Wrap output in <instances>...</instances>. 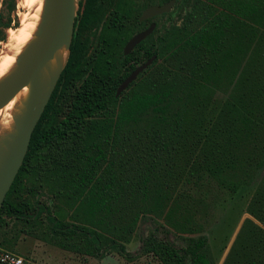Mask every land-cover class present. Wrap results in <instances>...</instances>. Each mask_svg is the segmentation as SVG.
I'll return each instance as SVG.
<instances>
[{
  "label": "trees",
  "instance_id": "16d2710c",
  "mask_svg": "<svg viewBox=\"0 0 264 264\" xmlns=\"http://www.w3.org/2000/svg\"><path fill=\"white\" fill-rule=\"evenodd\" d=\"M14 1L0 0V43L17 26ZM96 2L84 1L79 30L100 16ZM180 2L188 8L181 22L144 52L155 56L151 73L143 70L118 96L124 75L111 73L107 57L72 87L83 79L84 43L71 44L0 207V225L10 219L21 233L78 255L115 252L129 260L124 244L150 213L189 237L176 247L166 230L159 238L151 232L139 255L158 264H213L205 237L191 236L199 230L192 205L167 188L174 181L168 172L203 173L235 193L264 167V0ZM116 4L129 11L125 0ZM133 55L142 61L139 51L122 60ZM215 92L227 97L205 125ZM38 188L54 200L52 209L35 199ZM245 213L264 227V171ZM223 264H264V230L245 220Z\"/></svg>",
  "mask_w": 264,
  "mask_h": 264
},
{
  "label": "rangeland",
  "instance_id": "374dc122",
  "mask_svg": "<svg viewBox=\"0 0 264 264\" xmlns=\"http://www.w3.org/2000/svg\"><path fill=\"white\" fill-rule=\"evenodd\" d=\"M84 0H78L74 14L73 30L70 36V46L74 40V27L80 17ZM139 5V3H138ZM17 8H22L21 0L14 1V12L11 18L16 17ZM188 11V8L176 0L171 10L162 16L155 17L154 39L160 36L168 27L179 24ZM5 36V32H4ZM2 43H0L1 49ZM66 59V62H67ZM158 64L161 61L157 60ZM66 64V63H65ZM151 73V66L148 67ZM226 93L215 92L204 113L205 125L212 121L222 102L226 99ZM66 100H64L65 102ZM63 102V103H64ZM177 167V166H175ZM264 167L258 169L253 174L251 181L241 186L235 193H230L219 186L206 174L188 175L186 170L178 172L175 170L172 175L174 181H169L168 189H172V196H181L184 204L192 205L193 220L197 223L198 234L206 239L207 255L213 264H223L224 260L232 247L237 234L245 220H250L253 224L264 230L258 222L245 213V208L251 195L260 181ZM166 174V169L163 170ZM160 175V172L158 173ZM171 182V184H170ZM28 197V194H23ZM35 199L52 209L54 200L49 196L45 188L35 190ZM21 225L10 219H5L0 225V245L1 248L12 253L18 254L25 259L28 264H158L151 255H139L141 240L151 232H155L157 237H162L163 230L167 231V239L176 247H184L185 237L169 228L162 217H153L150 213L140 220L135 231L124 244L125 250L133 255V258L125 260L115 252H109L101 259L82 256L70 251L62 250L52 244L42 242L38 239L29 237L20 232Z\"/></svg>",
  "mask_w": 264,
  "mask_h": 264
},
{
  "label": "water",
  "instance_id": "95a60500",
  "mask_svg": "<svg viewBox=\"0 0 264 264\" xmlns=\"http://www.w3.org/2000/svg\"><path fill=\"white\" fill-rule=\"evenodd\" d=\"M77 2L45 0L41 23L35 36L18 58L15 70L0 81V108L18 92L27 88L25 108L15 121L14 134L6 140H0V207L26 154L31 133L65 66L68 55L55 72L50 69L49 62L60 47H64L68 54ZM172 2L147 8L141 13L139 20L166 13ZM152 28L153 25H150L145 31L131 37L123 47L122 54H128ZM154 59L155 56H152L136 67L116 88L115 96H118Z\"/></svg>",
  "mask_w": 264,
  "mask_h": 264
},
{
  "label": "flooded vegetation",
  "instance_id": "af4514ba",
  "mask_svg": "<svg viewBox=\"0 0 264 264\" xmlns=\"http://www.w3.org/2000/svg\"><path fill=\"white\" fill-rule=\"evenodd\" d=\"M116 1L117 0H97L95 6L101 9L100 16L98 19L96 18L95 20L88 21L82 30L78 29V19L76 26L74 27L75 33L73 42L84 43L83 58L80 60L82 68L80 71H83V79L76 81L72 87H78L84 79L89 78L94 74L95 63L99 57H107L110 61H112L108 66L112 69L111 73L118 78L124 75V78L121 79L114 87L115 95L116 88L130 75V73L136 67L154 56L150 55L148 58H144L145 51L152 52L156 48L155 39L153 37L156 26L154 19L155 17L166 15L176 2V0H125L127 2L126 7L129 11L122 13L121 9L118 8L116 4ZM171 1L173 2L166 13L152 16L141 21L139 20L141 13L147 8L151 6L165 5ZM117 8L118 10L116 11ZM150 25H153V28L149 34L136 44L128 54L123 55V47L127 41L134 35L145 31L148 27H150ZM133 51H139L141 53L142 61L138 62L135 60L136 55H133L129 61L124 62L122 58L126 57ZM152 62L149 66L152 65ZM131 66H133L132 69L130 68ZM136 78L133 81H135ZM126 88L124 90H126Z\"/></svg>",
  "mask_w": 264,
  "mask_h": 264
},
{
  "label": "bare ground",
  "instance_id": "6f19581e",
  "mask_svg": "<svg viewBox=\"0 0 264 264\" xmlns=\"http://www.w3.org/2000/svg\"><path fill=\"white\" fill-rule=\"evenodd\" d=\"M78 0H74L76 3ZM17 8V26L5 30V40L0 49V81L10 75L24 49L35 36L43 15L45 0H21ZM67 52L58 48L50 59V69L55 72L64 63ZM27 99V88L13 96L0 108V140H6L15 131V121L22 115Z\"/></svg>",
  "mask_w": 264,
  "mask_h": 264
},
{
  "label": "built area",
  "instance_id": "2783aa9c",
  "mask_svg": "<svg viewBox=\"0 0 264 264\" xmlns=\"http://www.w3.org/2000/svg\"><path fill=\"white\" fill-rule=\"evenodd\" d=\"M0 264H28V262L20 255L0 247Z\"/></svg>",
  "mask_w": 264,
  "mask_h": 264
}]
</instances>
